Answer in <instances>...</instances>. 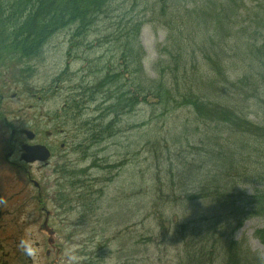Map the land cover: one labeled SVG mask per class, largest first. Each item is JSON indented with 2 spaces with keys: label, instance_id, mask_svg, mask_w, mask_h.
Masks as SVG:
<instances>
[{
  "label": "rangeland",
  "instance_id": "1",
  "mask_svg": "<svg viewBox=\"0 0 264 264\" xmlns=\"http://www.w3.org/2000/svg\"><path fill=\"white\" fill-rule=\"evenodd\" d=\"M133 2L131 6V0H121L112 17L101 20L95 32L100 31L99 36L91 37L85 42L86 46L70 55L71 37L67 32L55 36L37 59L23 61L0 54V196L3 210L0 264H184L187 253L184 252L183 232L188 226H199L205 233L208 232L206 228L213 231L217 227L222 236L224 232L228 235L231 232L230 240L264 262V245L256 238V232L264 230V218L252 216L240 227L236 226L234 220L237 219L231 217L226 208L215 206L214 198L200 199L197 195L199 187L206 183L203 176L199 181L201 185L194 187L195 193L188 191L187 194L171 187L167 169L162 165L164 159L170 161L166 145L171 149L174 172L185 162L189 167L195 161L203 168V174L213 171L214 175L220 165L228 168L234 160L229 153L206 152L213 133L195 123L188 108L164 115L165 108L152 105L151 101L136 107L134 112L122 117L115 138L90 148V151L96 149L97 159H101L98 167L92 165L93 159H84L74 147L83 138L77 126L97 118L98 112L107 107L101 106L102 97L98 103L90 98L83 101L82 87L94 79L91 72L100 68L102 58L109 68L119 72L125 70L122 52L117 49L119 53L114 55L115 46L103 44L112 34L107 29L118 31L128 20L144 18L146 5L141 0L135 2L136 5ZM201 3L202 0L186 1L189 9ZM239 8L233 19L237 27L233 35L235 44L228 51L230 56H234L238 45L259 46L264 39V0H248ZM148 18L150 20L151 15ZM157 18L145 23L140 34V44L146 55L143 74L152 80L157 77L154 64L168 35ZM184 38L191 44L193 31L184 30ZM65 70L67 75L58 77ZM201 70L205 72L206 67ZM202 72L200 75L206 76ZM261 105L264 110V103ZM24 131L35 134L32 143L23 135ZM163 138L167 143L161 141L158 154L163 156L159 161L164 170L160 168L159 174L165 195L159 203L156 196V189L160 188L156 180L159 166L151 143ZM187 138L196 142L189 144ZM221 140H225L222 144L227 146L237 144L234 138L228 139V135ZM21 144L46 146L52 153L50 162L43 165L22 162ZM190 145L196 149L191 151ZM227 146L223 152H229ZM108 163L117 168L108 169ZM66 164L69 170L65 173H84L83 169L87 168V177L76 174L75 179L68 181L67 174L63 176ZM248 170L254 177L248 176L245 183L238 180L235 189L246 200L261 189L255 182L258 175L254 174L261 172V165L248 167ZM88 175L89 180L96 179V183L88 181ZM84 179L89 186L104 192L96 211L84 210L77 195L82 191ZM190 195L194 197L189 199ZM206 252L209 254L211 249ZM206 258L213 259V264L227 261L222 247L215 248Z\"/></svg>",
  "mask_w": 264,
  "mask_h": 264
},
{
  "label": "trees",
  "instance_id": "2",
  "mask_svg": "<svg viewBox=\"0 0 264 264\" xmlns=\"http://www.w3.org/2000/svg\"><path fill=\"white\" fill-rule=\"evenodd\" d=\"M120 1L0 0V54L18 57L23 61L33 57L37 59L55 36L67 32L71 37L70 55L77 48L86 46L85 42L91 37L99 36L100 31L97 34L95 32L101 20L110 19ZM137 1L140 0H131L129 5ZM141 1L147 8L144 18L130 19L119 26L118 31L107 29L112 34L103 45L115 46L114 55L122 52L125 70L119 72L109 68L110 65L104 64L105 59L102 58L100 68L96 67L91 72L94 79L82 87L83 101L90 98L98 103L99 97H102L101 106L107 107L98 112L97 118L88 119L77 126L83 138L74 147L80 150L84 159H93L92 165L98 167L97 162L101 159H97L96 149L90 151V148L115 138L122 117L134 112L136 107L151 101L152 105L165 108L164 115L188 108L194 122L213 133L207 142L206 152L215 155L229 153L234 160L228 168L220 165L214 175L213 171L203 174V168L197 166L195 161L189 167L185 162L181 169L174 172V162L169 154L171 149L166 145L170 161L164 159L162 165L167 169L171 187H177L187 194L188 191L195 193L194 187H199L203 176L206 183L199 187L200 193L197 195L200 199L214 198L215 206L226 208L228 214L237 219L234 220L236 226L240 227L244 220L252 216L264 218V110L260 108L261 103H264V39L259 46L238 45L234 56L229 54L231 46L235 44L233 35L237 27L233 19L239 7L248 0H202L192 9L188 8L187 0ZM148 15H151L150 20ZM155 16L168 35L154 64L157 77L152 80L143 74L146 55L140 44V34L145 23L153 22ZM186 29L194 33L191 44L184 38ZM205 67L206 71L202 72L201 68ZM66 72L62 71L58 77L67 75ZM200 72L206 76H201ZM227 135L228 139L236 140L235 146L222 144L225 140L221 139ZM161 141L167 143L166 138L151 143L157 153L155 157L159 166L156 175L157 186L160 187L156 189L159 203L165 195L164 182L159 174L163 169L162 161H159L163 156L159 157L158 154L162 148ZM187 141L189 144L196 142L193 138H187ZM225 146L229 147V152H223ZM189 149L194 151L196 146L190 145ZM166 162L168 167H165ZM258 165H261V172L254 174L258 175L255 182L261 189L256 190L249 200L241 198L243 194L239 195L235 191L238 180L245 183L248 176L254 177L252 173L249 175L248 167ZM109 167L117 168L115 164L108 163ZM66 170H69L68 164L63 166V176L67 174L68 181H72L76 174L85 177L88 169L84 168V173H65ZM89 177L88 181L96 183V179L89 180ZM86 182L84 179L82 191L77 195L84 210L94 211L104 192L100 187L98 190ZM192 197L190 195L189 199ZM206 229V233L199 226H188L184 230V252L187 253V262L184 264H213V259L207 260L206 256L218 247L223 248L224 254L226 252L225 264H264L241 244L230 240L233 236L231 232L230 235L224 232V237L219 234L217 227L213 231L210 227ZM256 238L264 245V230L256 232ZM208 248L211 249L209 254L206 252Z\"/></svg>",
  "mask_w": 264,
  "mask_h": 264
},
{
  "label": "water",
  "instance_id": "3",
  "mask_svg": "<svg viewBox=\"0 0 264 264\" xmlns=\"http://www.w3.org/2000/svg\"><path fill=\"white\" fill-rule=\"evenodd\" d=\"M27 134L29 139L33 138V135L29 133ZM24 150L26 151V154L23 156V159L29 163L36 161L46 162L50 158V153L45 147H41V146L25 147ZM0 217H1V213H0Z\"/></svg>",
  "mask_w": 264,
  "mask_h": 264
},
{
  "label": "flooded vegetation",
  "instance_id": "4",
  "mask_svg": "<svg viewBox=\"0 0 264 264\" xmlns=\"http://www.w3.org/2000/svg\"><path fill=\"white\" fill-rule=\"evenodd\" d=\"M21 147H23V145H22ZM12 155H13V153H12ZM12 155H11V156H12Z\"/></svg>",
  "mask_w": 264,
  "mask_h": 264
}]
</instances>
